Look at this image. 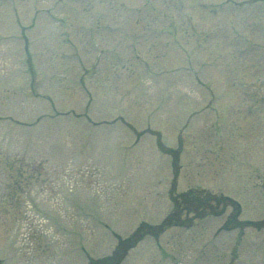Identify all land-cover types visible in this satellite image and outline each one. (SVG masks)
Masks as SVG:
<instances>
[{
  "label": "rangeland",
  "instance_id": "rangeland-1",
  "mask_svg": "<svg viewBox=\"0 0 264 264\" xmlns=\"http://www.w3.org/2000/svg\"><path fill=\"white\" fill-rule=\"evenodd\" d=\"M238 1L180 0L179 8L178 0H0V139H43L32 143L37 153L45 147L37 166L77 170L74 189L68 174L62 184L69 182L66 193L83 209L75 214L73 206H41L66 233L61 256L52 255L37 215L26 211L22 230L0 209V264H85L71 245L80 234L101 256L140 220L159 221L171 206L166 189L172 170L154 144L155 127L166 145L178 147V190L221 188L240 202V217L264 220V33H257L264 27L255 28L264 25L257 9L264 0ZM190 15L200 35L215 28L208 34L213 50L224 41L215 68L222 77L194 76L174 34L166 33L178 30V43L190 48ZM56 20L66 21L63 42ZM236 64L240 75L225 77ZM135 131L143 135L133 142ZM96 196L104 222L97 228L87 214ZM225 215L188 230L164 229L157 238L166 246L161 256L154 239L144 237L122 264H176L171 252L187 261L196 253L199 264H264V221L260 229L219 231ZM23 241L32 252L23 251Z\"/></svg>",
  "mask_w": 264,
  "mask_h": 264
},
{
  "label": "trees",
  "instance_id": "trees-1",
  "mask_svg": "<svg viewBox=\"0 0 264 264\" xmlns=\"http://www.w3.org/2000/svg\"><path fill=\"white\" fill-rule=\"evenodd\" d=\"M203 201V200H202Z\"/></svg>",
  "mask_w": 264,
  "mask_h": 264
}]
</instances>
